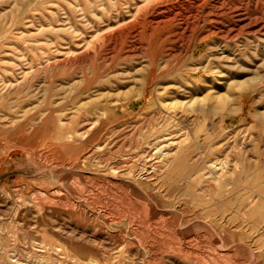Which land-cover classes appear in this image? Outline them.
Here are the masks:
<instances>
[{
	"label": "rangeland",
	"instance_id": "1",
	"mask_svg": "<svg viewBox=\"0 0 264 264\" xmlns=\"http://www.w3.org/2000/svg\"><path fill=\"white\" fill-rule=\"evenodd\" d=\"M263 57L264 0H0V264H264Z\"/></svg>",
	"mask_w": 264,
	"mask_h": 264
},
{
	"label": "bare ground",
	"instance_id": "2",
	"mask_svg": "<svg viewBox=\"0 0 264 264\" xmlns=\"http://www.w3.org/2000/svg\"><path fill=\"white\" fill-rule=\"evenodd\" d=\"M223 1V0H222ZM228 1V0H227ZM225 2V1H224ZM223 3V2H222ZM190 5V4H189ZM236 6V5H235ZM242 8V7H241ZM220 11V10H219ZM192 12V11H191ZM236 13H239V22L240 23H244L246 20H247V18L245 17V13L243 14V13H240V11L239 12H236ZM193 14V13H192ZM233 14V13H232ZM220 15V14H219ZM251 15V14H250ZM254 15V14H253ZM260 15V14H259ZM219 19V18H218ZM231 19V18H230ZM141 20V19H140ZM204 22V21H203ZM119 23V22H118ZM218 24V23H217ZM229 29V28H228ZM234 31V30H233ZM187 33V32H186ZM98 35V34H97ZM74 51V50H73ZM257 52V51H256ZM264 58V57H263ZM237 63V62H236ZM230 64V63H229ZM206 67V66H205ZM235 79V78H234ZM238 79V78H237ZM231 81V80H230ZM234 81V80H233ZM238 82H236V84H237ZM229 84V83H228ZM230 84H231V82H230ZM240 84V87H242V92L244 91V89H245V87H244V85H245V81H241V83H239ZM247 87V86H246ZM230 90H232V89H230ZM241 92V93H242ZM184 93H186V92H184ZM228 93V92H227ZM238 93H240V92H238ZM214 94V93H213ZM213 94L212 95H210L211 97L213 96ZM242 95V94H241ZM208 96V95H207ZM194 97V96H193ZM192 97V98H193ZM207 98H209V97H207ZM193 100V99H192ZM191 101V100H190ZM235 101V100H234ZM236 102V101H235ZM235 102H233V103H235ZM198 103V102H197ZM227 104V103H226ZM194 109V108H193ZM259 111V110H258ZM163 147V146H162ZM168 151V150H167ZM170 152V151H169Z\"/></svg>",
	"mask_w": 264,
	"mask_h": 264
}]
</instances>
